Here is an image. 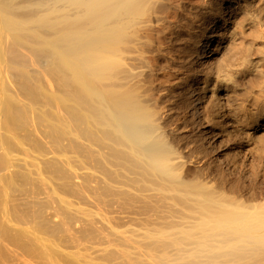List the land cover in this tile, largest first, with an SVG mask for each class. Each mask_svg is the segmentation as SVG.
Listing matches in <instances>:
<instances>
[{
  "label": "bare ground",
  "instance_id": "6f19581e",
  "mask_svg": "<svg viewBox=\"0 0 264 264\" xmlns=\"http://www.w3.org/2000/svg\"><path fill=\"white\" fill-rule=\"evenodd\" d=\"M200 1L0 0V264H264V188L255 187L253 202L245 191L248 199L235 196L247 183L210 156L214 146L209 151L208 132L200 129L223 125L231 111L224 114L216 98L231 86H210V70L199 78L191 66L187 76L180 72L190 81L175 78L183 88L176 93L174 72L159 74V60L174 44L173 29L164 35L160 22L171 8L169 18L180 22ZM241 12L252 17L259 44L235 63L256 55L253 68L264 84V0H222L175 66L209 67L220 31ZM200 100H207L204 117L195 107ZM262 100L255 108L260 130ZM258 135L251 147L263 186L264 134Z\"/></svg>",
  "mask_w": 264,
  "mask_h": 264
},
{
  "label": "rangeland",
  "instance_id": "374dc122",
  "mask_svg": "<svg viewBox=\"0 0 264 264\" xmlns=\"http://www.w3.org/2000/svg\"><path fill=\"white\" fill-rule=\"evenodd\" d=\"M205 0H201L200 1V4L199 3H197V4H199V5H197L196 3L195 4H193V5H190V6H192V7H188L189 5H186L188 8V10H187V12H188V14H187V16L189 17H185V19L184 18H182V19H180V22L178 21L179 19H176V18H173V19H171V18H169V16L170 17H173L174 16V13H173V11H174V9H170V10H172V11H170L169 10V16H165L164 18L165 19H163L160 23H161V25L162 24H164V26H168L166 23H168L169 22V24H171L168 28L167 27H165V28H163L160 24V27L159 28H161V31H162V29H163V32H164V35L166 34L167 35V33L169 34V30H171V29H173V30H171L170 32L172 33L173 31V39H174V44H171V43H168V46L169 47H167L166 49H167V52H166V54H165V57L166 56H168V57H166L165 59L166 60H164V59H161V60H159V63H158V65H160V69H159V74L161 75V73L162 74H166L169 70V72L166 74V75H169V73L170 74H172V76L174 77H170L171 79H170V82H172L171 84H173L172 86H175V90H176V93H180V92H183V88H182V86H177L176 85V80H175V78L177 79V77H179V79L181 78H183L181 75L182 74H185V76H187L186 74H188V72L187 71H189L191 68L193 69H195L196 71H198L197 72V75H199L200 77L199 78H201V77H203V76H205V74H203V72H208L209 70H210V73L211 74H209L210 76H209V81L207 82V84H211L210 86H213L212 84L214 83V85H221V87H222V89L223 88H226L227 86H231L232 88H234L235 87V89H232L231 87H228V88H230V89H228L227 88V90L229 91V93H221L220 92V95L216 98L217 100L219 99V101H221V102H219L220 104H222L223 106H224V104H225V106H224V108H227V109H224V114H226V112L227 113H229L230 111V115H228V114H226L225 115V117H224V119H223V125H222V127H221V125L219 126V125H215L216 124V122L217 121H214V122H211V123H209V124H207V125H204V126H202L203 128H201L200 127V129L202 130V131H206V132H208V133H206V134H204L206 137H205V140L207 141V144H208V146H207V148H209V147H212V146H214V148L212 149V152H210L211 154H210V156L214 159V160H216L217 162H219L220 161V164L222 165V167H224V168H232L233 167V169L236 171V173H237V171L239 172V173H237V175H239L238 177L242 180H240L241 182L240 183H244L247 179H249L248 181H249V183L246 181L244 184L242 183L241 185H246V183H247V185L246 186H242V190L240 189V191H239V193L240 192H247L248 193V195H249V200H251L253 197L255 198V200L257 199V197L256 196H258L259 195V191H260V189H262V188H264V185L263 186H260L259 185V182H258V179H257V170H256V157H255V153H256V145H253V148L251 147V145L252 144H256V139H258V137L257 136H259L258 134H260L261 135V133L262 134H264V130H260L259 128H258V123H257V120H258V110H255V108L256 109H258L259 108V105H260V103H261V100H262V98H264V96L262 97V95H261V93H263V95H264V90H262V91H257V89H254L255 87L253 86V85H251V84H253V83H256L255 85H259V81L257 82V80H259L258 79V77H257V75H256V73H257V67L255 66L254 68H255V71H254V68H253V63H254V65H256V55L253 57V51H255L256 49H257V47H258V41H257V39H256V37H253L252 35H255L256 36V33H253L252 32V30H254L255 28H254V26H253V28H252V26L251 25H253L251 22H252V17H250L249 15H245L244 17H245V19H244V17L242 16L243 15V13L241 12V13H239V14H236V15H234L235 16V18H233V17H230L228 20H227V22H226V26L224 25V27H223V30H221L220 32L224 35H222L223 37L221 38V42H220V44L219 45H217L216 47L214 46L213 48H215V50H216V52L214 53V55H213V57H212V61H210L208 64H209V67H208V65L206 66L205 64H202V65H200L199 63H196V64H198L197 66H198V68L199 67H203L201 70L200 69H198L197 67H196V64H193V65H184V67L183 68H181V69H178L179 67V63H182V61L184 60L183 58H186V53H188V51H187V48H189V46L192 44L191 42H193V40H191L190 38L192 37V39H195L197 36H198V34L203 30V28L205 27V25H206V23L208 22V21H206V19H209V17L214 13V9L218 6V5H220L221 3H222V0H206L205 2H204ZM219 1V2H218ZM209 2V3H208ZM218 2V3H217ZM204 3V5H202ZM217 4V5H216ZM200 5H202V6H200ZM213 5H214V7H213ZM256 5H258V4H256ZM196 8H195V7ZM259 6V5H258ZM257 6V7H258ZM204 7H207V9L205 8L204 9ZM208 7H209V9H208ZM193 10H192V9ZM200 8V9H199ZM212 8H214V9H212ZM255 8L256 7H254V10H255ZM190 9V10H189ZM197 9V10H196ZM202 9H204L205 10V12H204V10H202ZM207 10H209V11H207ZM168 11V10H167ZM212 13H211V12ZM172 12V13H171ZM175 12V11H174ZM208 12H209V14H208ZM255 12V11H254ZM196 13H197V15H196ZM173 14V16H171V15ZM192 14L193 15H196V16H192ZM211 14V15H210ZM238 15V16H237ZM237 16V17H236ZM249 16V17H248ZM195 18V19H193V18ZM197 17V18H196ZM240 17V18H239ZM248 17V18H247ZM167 18V19H166ZM168 18L170 19V20H168ZM188 20H187V19ZM191 18V20L192 21H194V22H192L191 20H189ZM206 18V19H205ZM249 18H251L250 20H249ZM164 20H165V22H164ZM173 20V21H172ZM183 20V21H182ZM230 20V21H229ZM172 21V22H171ZM184 21H186L187 22V25L189 24V22L191 21V25H190V27H192V28H190L189 27V25L187 26V25H185L186 24V22H184ZM249 21V22H248ZM178 22V23H177ZM234 22V23H233ZM172 23L174 24V25H172ZM177 23V24H176ZM185 23V24H184ZM181 24V25H180ZM250 24V25H249ZM177 26V27H176ZM180 26V27H179ZM188 28H190V29H188ZM171 27V28H170ZM181 27H182V29H181ZM170 28V29H169ZM178 30H180V31H177V29ZM189 30H187V29ZM165 29H169V30H165ZM192 29H194L192 32L190 31V30H192ZM234 29V30H233ZM165 30V31H164ZM186 30V32H183L182 33V31H185ZM196 31V32H195ZM255 31V30H254ZM179 32V33H178ZM188 32H190V33H188ZM195 32V33H194ZM256 32V31H255ZM176 33V34H175ZM181 33V34H180ZM187 33V34H186ZM180 34V36H178V35ZM193 34V35H192ZM197 35V36H195V35ZM252 34V35H251ZM177 35V37H174V36H176ZM182 35V36H181ZM188 35V36H187ZM190 35V36H189ZM168 36V35H167ZM251 36H252V38H251ZM179 37V38H178ZM181 37H184L183 39L181 38ZM186 37V38H185ZM190 37V38H189ZM175 38L177 39V40H175ZM183 40L182 42L180 41L181 39ZM250 38V39H249ZM253 38L255 39V40H253ZM179 39V40H178ZM188 39V40H187ZM189 39L191 40V41H189ZM248 41L249 42V40H250V42L247 44L246 43V41ZM251 40H252V42L253 43H251ZM178 41V42H177ZM180 41V42H179ZM186 41V42H185ZM189 41V43H187ZM255 41V42H254ZM240 42H242V43H240ZM182 43V44H181ZM187 46V44H188V47H185V45ZM250 43H251V46H249L250 45ZM170 44V45H169ZM177 44V45H176ZM253 44V45H252ZM255 44V45H254ZM176 45V46H175ZM181 45V46H180ZM183 45H184V47L186 48V50H185V48L183 47ZM241 45V46H240ZM246 47H245V46ZM171 46L173 47V48H171ZM255 46H257V47H254ZM152 47H154V45H152ZM163 48L161 49V50H163V49H165V46H162ZM174 47H176V49L174 48ZM184 49L183 51L185 52V55L184 54H182V48ZM251 48L250 50L248 49V48ZM171 48V49H170ZM177 48H178V50H177ZM181 48V51L179 50ZM239 48V49H238ZM242 48H243V51H242ZM247 49V50H245V49ZM252 48H254V49H252ZM168 49L170 50V52H171V50H173L174 52H169L168 51ZM241 50V51H240ZM176 51H178V52H176ZM187 51V52H186ZM244 51H246V53H247V51H252V53H249L250 55L252 54V57L250 56V62H248V63H245V64H238V63H235V62H238L239 61V58L238 57H242L241 55H244V54H246V53H244ZM183 52V53H184ZM241 52H243L244 54H241ZM169 53V54H168ZM179 54V56H177L178 54ZM236 53V54H235ZM240 53V54H239ZM255 53H256V51H255ZM254 53V54H255ZM172 54V55H171ZM175 54H177V55H175ZM182 54V55H181ZM239 54V55H238ZM170 56H174V57H171L170 58ZM234 56V57H233ZM238 56V57H237ZM175 57H177V58H175ZM179 57V58H178ZM167 58H169V59H172L171 61H169V59H167ZM173 58H175L174 60H173ZM181 58V59H180ZM235 58H237V61L235 60ZM241 59V58H240ZM163 60V61H162ZM175 60H178L177 62H175ZM181 60V61H180ZM256 60V61H255ZM167 63H166V62ZM180 61V62H179ZM230 61H231V63H230ZM178 65V66H175V63ZM203 62V61H202ZM241 62V60L239 61V63ZM253 62V63H252ZM163 63H166L165 65L163 64ZM174 63V64H173ZM201 63V62H200ZM229 63V64H228ZM250 63V64H249ZM252 63V64H251ZM170 64H172V66L173 67H176V68H173L172 66L170 67ZM212 64V65H211ZM236 64V65H235ZM230 65V66H229ZM238 65H240L241 67H242V69L240 68V70H238L239 68H238ZM252 66V68H251V66ZM163 66H165V67H163ZM185 66H187V67H185ZM192 66V67H191ZM194 66V67H193ZM211 66V67H210ZM250 66V67H249ZM178 67V68H177ZM188 67H191V68H189L188 69ZM212 67H214L213 69H212ZM217 67H218V70H216L217 69ZM223 67H225V68H223ZM159 68V67H158ZM162 68V69H161ZM164 68H166L167 70H168V68H169V70L167 71L166 69H165V71H164ZM170 68H173V69H170ZM197 68V69H196ZM208 68V69H207ZM219 68H221L220 69V71H219ZM223 68V69H222ZM230 68V69H229ZM231 68H234V69H231ZM236 68V69H235ZM243 68H245V70H246V72L244 71V69ZM178 69V71H176ZM184 69V71H182ZM187 69V71H185ZM205 69V70H204ZM228 69V70H227ZM250 69V70H249ZM179 70H181V71H179ZM211 70H212V72H211ZM225 70V71H224ZM165 73H164V72ZM195 71V72H196ZM200 71H201V73L203 74H200ZM203 71V72H202ZM218 73H220L221 75L219 76H217L216 74H217V72ZM228 71V72H227ZM239 71V72H238ZM243 71V72H242ZM249 71V72H248ZM173 72H174V74H173ZM178 72V73H177ZM182 74H181V73ZM187 72V73H186ZM223 72H225V73H223ZM233 72V73H232ZM238 72V73H237ZM242 72V73H241ZM251 72V73H250ZM256 72V73H255ZM177 73V74H176ZM216 73V74H215ZM244 73H245V75H244ZM229 74H231V75H229ZM238 74V75H237ZM251 75V76H253L254 77V79H255V81H254V79H253V77H250V76H247V75ZM165 75V76H166ZM177 75V76H176ZM212 75H216L215 77H216V79L218 78V81H219V79L220 78H222V79H220V81H221V83L220 82H218L217 80H215V77L213 76L212 77ZM226 75H228V76H226ZM244 75V76H243ZM184 76V78L186 79V80H188V81H190L189 79H187V77H185ZM223 76H224V78H223ZM230 76H231V78H230ZM239 76V77H238ZM242 77V78H241ZM246 77H249V79H251V81H249V82H251V84L250 85H248L247 84V80H248V78H246ZM255 77H257V78H255ZM183 78V79H184ZM231 80H230V79ZM211 79V80H210ZM215 80V82H214V80ZM229 79V81H227V80ZM238 79V80H237ZM175 80V81H174ZM223 80H224V82H223ZM235 80V81H234ZM242 80H245L246 81V83H245V81H242ZM174 81V82H173ZM177 81H178V79H177ZM225 81H226V83H225ZM238 83H237V82ZM252 81H253V83H252ZM210 82H212V83H210ZM218 82V83H217ZM227 82H229V84L227 83ZM240 82H242V83H240ZM178 83H180L179 81H178ZM195 82L194 81H192V84H194ZM215 83H217V84H215ZM220 83V84H219ZM224 84H225V86H224ZM234 86H232V85ZM242 85L243 87H241V89H242V91L244 90V89H246V90H248V93L246 92V99H245V97H244V100L242 99L243 98V96L244 95H242L241 97H240V95H238V93L239 94H241V89H240V87H239V85ZM244 84H245V86H244ZM202 85V84H201ZM240 85V86H241ZM246 85H248V87L246 86ZM257 85V86H258ZM260 85H264V84H260ZM259 85V86H260ZM177 86V87H176ZM250 86V87H249ZM251 86H253L254 88H251ZM195 87V86H194ZM199 87H200V85H199ZM262 87H264V86H262ZM173 89H174V87H172ZM177 88V89H176ZM181 88V89H180ZM249 88H251L250 90H249ZM258 88V87H257ZM180 89V90H179ZM232 89V90H231ZM239 91H238V90ZM260 89V88H259ZM258 89V90H259ZM264 89V88H263ZM175 90H174V92H175ZM180 91V92H178V91ZM235 92H234V91ZM231 91V92H230ZM254 91H255V93L257 94H255L254 93ZM234 92V93H233ZM201 93V92H200ZM235 93H237V95L235 94ZM243 93H245V90L243 91ZM235 94V95H234ZM178 95V94H177ZM226 95V96H225ZM250 95V96H249ZM252 95H254V96H252ZM257 96V99L255 98L256 96ZM260 95V96H259ZM225 96V97H224ZM228 96L229 97H231L230 99L228 98ZM235 96H237L238 97V102H239V104H241V106H239V107H241L242 109H240L239 107H238V102H235V101H237V97H235ZM249 98H248V97ZM253 98V100H251L252 98ZM260 97H261V99H260ZM229 99V101H231V102H229L228 101V99ZM239 98H241L240 100H239ZM248 98V99H247ZM236 99V100H235ZM254 99H256L257 101H259V102H255V100ZM260 99V100H259ZM241 100H243L242 101V103L240 102ZM247 100V101H246ZM264 100V99H263ZM262 100V101H263ZM205 101H207V100H205ZM204 100H203V102L200 100V103H198L195 107L197 108V111H198V113L197 114H199V116L200 117H204V114H205V111H204V113H203V107L204 106H206V105H202V104H206V102H205ZM246 101V102H245ZM254 101V102H253ZM253 103H255V105L253 104ZM237 105V107H238V109L239 110H237V108H236V105ZM253 104V105H252ZM198 106V107H197ZM200 106H202V107H200ZM242 106H244V107H242ZM254 106V107H253ZM257 106H258V108H257ZM195 108V109H196ZM202 108V109H201ZM249 108V109H248ZM201 109L202 111H199V110ZM204 110H205V108H204ZM237 110V111H236ZM241 110H244V111H241ZM255 110V111H254ZM241 111V112H240ZM245 111L248 113V114H245ZM252 111V112H251ZM202 112V113H201ZM237 112H240V113H242V114H240V113H237ZM253 112H255L254 114H255V116H254V114H253ZM250 113V114H249ZM201 114V115H200ZM203 114V115H202ZM239 114V115H238ZM244 114V115H243ZM227 115L230 117H227ZM237 115V116H236ZM243 115V116H242ZM249 115H251L253 118H251V116L250 117H248ZM242 116V117H241ZM226 117H227V119H226ZM247 117L249 118V119H247ZM215 118V117H214ZM212 119V121L213 120H215V119ZM232 118V119H231ZM241 120H240V119ZM242 118H243V120H242ZM238 119H239V122H238ZM229 120H230V122H229ZM245 120H247V122L245 121ZM229 122V123H228ZM235 122V123H234ZM234 123V125H231V124H233ZM235 124H236V126H235ZM238 124V125H237ZM241 124H244V125H246L245 127H243L244 125H241ZM250 124V125H249ZM254 124V125H253ZM211 125V126H210ZM214 125V126H213ZM210 126V127H209ZM218 126V127H217ZM209 127V128H208ZM217 127V128H216ZM250 127H252L251 129H250ZM218 128H220V130L222 131V133H221V131L218 129ZM233 128H238L239 130H238V133H237V129H233ZM214 129V130H213ZM224 129V130H223ZM225 130H227L228 132L230 131V133L229 134H227L226 133V131ZM242 131V133H241V131ZM245 130V131H244ZM254 130V131H253ZM220 131V132H219ZM224 131V132H223ZM247 131V132H246ZM249 132V133H248ZM251 132V133H250ZM217 133V134H216ZM239 133H241L242 135H240ZM245 133V134H244ZM211 134V136H209ZM233 135V136H229V135ZM248 134H250V135H248ZM213 135V136H212ZM247 135H248V137H247ZM255 135V136H254ZM257 135V136H256ZM215 136V137H214ZM241 136H243V137H241ZM209 137V138H208ZM222 137V138H221ZM253 137H254V139H253ZM255 137H257V138H255ZM214 138V139H213ZM220 138V139H219ZM243 138H247V140H245V141H247V142H245L244 141V139ZM208 139V140H207ZM210 139V140H209ZM223 139V140H222ZM233 139V140H232ZM234 139H235V141H234ZM263 139H264V135H263ZM213 140V141H212ZM220 140V141H219ZM222 140V141H221ZM230 140V141H229ZM231 140L233 141V142H231ZM237 140H240V141H238V143H237ZM250 140V141H249ZM256 140V141H255ZM205 141V142H206ZM225 143H227L225 146H223V145H220V144H224V142ZM229 141V142H228ZM243 141V142H242ZM254 141H255V143H254ZM212 142V143H211ZM213 142H214V144H213ZM223 142V143H222ZM245 142V143H244ZM249 142H251V143H249ZM253 142V143H252ZM232 143V144H231ZM236 143V144H235ZM244 143V144H243ZM230 144V145H229ZM216 145L218 146V148L216 147ZM231 145H233V146H231ZM240 145H243V146H240ZM221 147H222V149H221ZM229 147H231V148H229ZM217 148V150L215 151L214 149H216ZM220 148V149H219ZM229 149V150H228ZM255 149V150H254ZM229 152H228V151ZM209 151H211L210 150V148H209ZM231 151V152H230ZM233 151H234V153H233ZM244 153H243V152ZM217 152L219 153V154H217ZM223 152V153H222ZM213 153V154H212ZM235 153H236V155H235ZM237 153H239V154H237ZM232 154H233V156H232ZM216 155V156H215ZM230 155V156H229ZM238 155V156H237ZM241 155V156H240ZM245 155L247 156L246 158H245ZM220 156L222 157L221 159H219L220 158ZM233 158H232V157ZM237 156V157H236ZM243 156H244V158H243ZM229 157H231V160H230V158ZM236 157V158H235ZM253 157V158H252ZM225 159V161H226V163H225V161H224V159ZM235 158V159H234ZM253 160H252V159ZM217 159H219V160H217ZM232 159H234V160H239V159H243V161H241L240 160V163H239V161H234V160H232ZM250 159V160H249ZM228 160H229V162L231 163L232 161L233 162H236L235 164L234 163H229L228 162ZM247 160V161H246ZM249 160V161H248ZM222 161V162H221ZM244 161H245V163H244ZM253 161V162H252ZM243 162V163H242ZM248 162V163H247ZM222 163H224V164H222ZM235 166H237V167H235ZM237 164H239V166L237 165ZM242 164H244V165H242ZM248 166H247V165ZM231 165H232V167H231ZM255 165V166H254ZM240 166H242V167H240ZM191 168L193 167V166H190ZM195 167V166H194ZM244 167H246V169H243ZM241 168V169H240ZM248 168H250V169H248ZM237 169H240V170H237ZM243 169V170H242ZM248 169V170H247ZM252 169V170H251ZM247 170V172H245ZM240 171H241V174H248L247 175V177H246V174L245 175H240ZM244 171V172H243ZM254 171H256V175L254 174ZM249 172V173H248ZM245 176V177H244ZM250 176V177H249ZM256 176V177H255ZM249 177V178H248ZM252 177V178H251ZM256 178V182H253V181H255V178ZM244 179V181H243V179ZM247 178V179H246ZM253 178H254V180H253ZM251 180V181H250ZM253 180V181H252ZM253 182V183H252ZM258 182V183H257ZM252 183V184H251ZM249 184H251L249 187L251 188V186H253V184H254V188H252V189H248L247 190V188H248V185ZM257 186H256V185ZM246 187V188H245ZM255 187H256V189H258L259 191H256V189H255ZM247 190H245V189ZM242 193V194H246V193ZM238 192H237V194L235 195V196H237V195H241L240 197H246V199H248V195L246 194V195H242L241 193L239 194ZM254 193H258V194H255L254 195ZM264 193V192H263ZM251 194H253V195H251ZM252 196V197H251ZM254 198L251 200L252 202L254 201ZM245 199V198H244ZM258 200V199H257Z\"/></svg>",
  "mask_w": 264,
  "mask_h": 264
}]
</instances>
